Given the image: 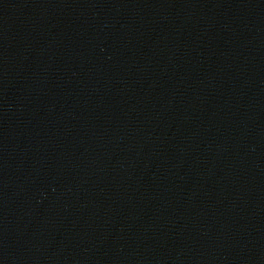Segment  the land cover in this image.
<instances>
[{
  "label": "water",
  "instance_id": "water-1",
  "mask_svg": "<svg viewBox=\"0 0 264 264\" xmlns=\"http://www.w3.org/2000/svg\"><path fill=\"white\" fill-rule=\"evenodd\" d=\"M0 264H264V0H0Z\"/></svg>",
  "mask_w": 264,
  "mask_h": 264
}]
</instances>
